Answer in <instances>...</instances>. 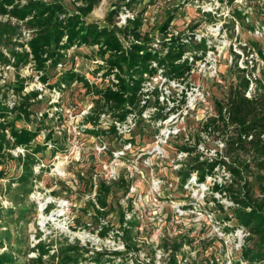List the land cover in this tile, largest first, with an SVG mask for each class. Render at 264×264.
I'll return each mask as SVG.
<instances>
[{
    "label": "rangeland",
    "instance_id": "1",
    "mask_svg": "<svg viewBox=\"0 0 264 264\" xmlns=\"http://www.w3.org/2000/svg\"><path fill=\"white\" fill-rule=\"evenodd\" d=\"M78 1L64 0L71 8ZM116 4L120 12L114 20L123 26L129 18H141L143 34H150L157 48L161 46L160 28L170 17V29L175 34H196L198 38L209 39V49L217 46L221 51L217 54L219 72L213 78L210 71L208 77L199 70L189 77L185 86L189 98L196 101L195 107L185 105L165 119H156L152 117L154 108L150 104L142 118L133 114L135 122L143 119L133 126V132L120 135L108 128L113 119H101L105 132H90L95 127L86 119L98 96L89 92L82 82L74 81L62 90L52 88L40 80L32 64L24 66L20 75L25 80V92L40 90L42 93L33 105L32 121L18 125L31 129L41 127L35 144L48 142V145L37 153L35 176L30 184L32 190L27 195L19 197V193L25 191L17 181L23 171L20 161L10 159L9 155L0 161V169L5 170L4 177H0L3 215L0 240L5 247L0 252L12 249L20 262L30 264L38 255L35 248L40 240L50 246L52 253L57 247L79 241L90 250L86 253L90 259L80 264H96L94 252L107 249L109 253L104 259L112 262L106 264L121 261L128 264H236L240 260L241 264H249L242 259L241 251L248 231L234 219H227L226 216L233 215L228 209L233 202L213 188L215 181L226 180V168H218L205 182H198L193 172L184 183L181 170L187 169L188 159L183 146L195 145L200 139L199 149H205L209 140L202 131L204 121L210 114H216V101L225 100L232 87L237 86L240 75L248 73L239 72L234 66L237 58L238 66L241 60L247 59L249 54L245 48L247 51L251 48L250 54L259 57L258 63L249 69L258 79L246 96L252 98L264 93L260 84V80L264 84V0H101L88 20L105 24L106 16ZM123 40L126 44L131 41ZM234 43L247 56L237 57ZM95 54L92 47L72 49L68 66L74 63L91 83L105 87L109 82L108 78L103 79L104 70L97 72L104 61ZM57 80L55 76L50 84ZM15 81V68L0 66V84L11 86ZM172 90L173 97L180 100L182 88L172 87ZM8 98L12 103L17 100L12 91ZM151 102L155 103V97ZM187 110L190 114L184 118ZM44 113H48L47 118L43 117ZM50 132L51 140L46 138ZM132 138L136 143L131 142V146ZM218 142V146L223 147L220 139ZM104 144L107 148L101 151L99 146ZM159 144L161 152L157 148ZM11 151L15 157L26 153L22 147ZM102 180L113 183L112 192L107 195L110 204L105 208L107 215L97 218L93 203L104 209L97 201ZM14 198L21 202L17 204ZM214 198L225 204V211ZM11 208L15 210L12 215L9 214ZM123 209L126 219L135 224L131 237L122 227ZM12 218L18 221L12 222ZM107 224L110 229L105 231L103 226ZM125 241L131 242L135 249L127 251ZM115 250L122 253H112ZM45 261L51 264L48 256Z\"/></svg>",
    "mask_w": 264,
    "mask_h": 264
},
{
    "label": "trees",
    "instance_id": "2",
    "mask_svg": "<svg viewBox=\"0 0 264 264\" xmlns=\"http://www.w3.org/2000/svg\"><path fill=\"white\" fill-rule=\"evenodd\" d=\"M100 2L101 0H79L71 8L64 0H0V66H12L16 70L15 83L11 86L0 84V161L6 155L12 160L20 161L23 171L17 181L20 187H25V191L19 193V197L32 190L30 184L35 176L37 153L47 148L46 138L52 139L50 132L45 138L47 144H35L42 128L31 129L18 125L22 121H32L33 105L42 93L40 90L25 92V80L20 75L24 66L32 64L40 80L52 88L59 87L62 90L78 81L89 92L98 96L86 122L95 127L90 132L99 134L100 130L106 131L100 123L102 113H110L118 120H126L131 113L142 118L146 105L151 104L149 100L142 106L143 89L147 80L160 69L170 79L188 80L193 63L188 58L185 59V56L192 53L199 59L209 49V39L205 37L172 32L171 17L160 28L161 46L157 48L150 34H143L141 18H129L123 26L114 20L120 12L117 4L106 16L105 24L88 20V16ZM130 4L129 2L128 5ZM123 38L130 39V43L126 44ZM80 47L94 48L95 55L104 61L97 72L104 70L103 79L108 78L109 82L107 86L100 87L91 83L75 68L74 63L68 66L69 52ZM199 52L202 55H198ZM234 66L241 72L238 58ZM55 76L58 80L50 84ZM260 84L264 87L262 80ZM249 86L250 80L245 75H240L237 86L232 87L228 97L216 101V115L208 117L203 124L202 131L209 140L204 150L199 149L200 139L195 145L183 146L188 159L185 162L187 169L181 170V180L186 182L196 172L198 182H205L209 175L216 174L218 168H226V180L215 181L213 188L233 202L228 207L233 215L226 216L227 219H234L248 231L241 249L242 259L249 264H264V93L250 98L246 96ZM11 91L17 96L14 103L8 98ZM154 95L155 105L159 110L152 117L165 118V105L159 99V88L155 89ZM43 117L47 118L48 113H44ZM141 120L143 119L137 120V125ZM109 129L111 132H118L113 123ZM219 139L223 147L218 146ZM131 140L136 143L135 138ZM18 147L24 148L26 153L15 157L11 150ZM213 151L214 154L209 155ZM4 172L1 168L0 177H4ZM112 184L105 180L100 183L97 201L104 209L93 203L97 218L107 215L105 208L110 205L107 195L112 192ZM11 186L12 183L9 184L10 189ZM214 199L218 201L217 198ZM14 202L19 204L21 201L14 198ZM217 203L222 211L226 210L224 203ZM14 212L12 208L9 210L10 215ZM2 216L1 211L0 219ZM13 219L12 222L18 221ZM121 221L125 234L131 237L135 224L133 220L126 219L125 209L121 212ZM109 229V224L103 226V230ZM124 243L127 251L135 249L131 242ZM3 247L5 245L0 240V249ZM35 250H38V255L31 259L30 264H45V256H48L51 264H80L90 259L86 256L90 250L80 245L79 241L57 247L52 253L50 246L47 247L40 240ZM108 253V249L95 251L93 260L96 264L112 262L111 259H104ZM112 253L122 252L115 250ZM241 261H236V264H241ZM0 264L25 263L20 262L11 249L0 252ZM118 264L128 263L121 261Z\"/></svg>",
    "mask_w": 264,
    "mask_h": 264
},
{
    "label": "built area",
    "instance_id": "3",
    "mask_svg": "<svg viewBox=\"0 0 264 264\" xmlns=\"http://www.w3.org/2000/svg\"><path fill=\"white\" fill-rule=\"evenodd\" d=\"M126 20V19H125ZM264 32V31H263ZM199 38H202L199 37ZM234 46V53L235 55H240V57L242 58V56H247L245 55V52L239 48H237L236 43L232 44ZM210 47V46H209ZM232 47V46H231ZM216 46L215 49H208L206 51V53L199 52L198 55H202L201 58L197 59L195 54H188L185 56V59L188 58L190 63H193V70L191 72V76L201 70L205 73L204 76H210L209 75V71L212 74V77L214 78L217 73L219 72V68H218V53L221 52L220 49ZM245 51L247 52V54H249L247 56V59H243L241 60V64L239 65V67L244 70L245 72L247 71L248 73L245 75L249 80H250V86L247 90L248 93H251V90L254 88L255 85V81H257L258 77L256 74L251 73L250 72V66L254 67L257 63H258V59L259 57L254 56V54H250L251 48L248 47V51L247 48H245ZM251 55V58H250ZM240 58V59H241ZM247 60V61H246ZM244 62H246V64H244ZM156 64V63H155ZM239 64V61H238ZM250 72V73H249ZM253 74V75H252ZM190 76V77H191ZM189 79V78H188ZM148 82V83H147ZM145 86H144V94L142 97V106H145L149 100L151 105L154 108V113H157V111L159 110V107H157L155 105V103L152 104L151 102V98L156 96L154 95V91L156 88H159V99L161 101V104L165 105V109L163 111V114L166 115L165 118H167V116L171 113V112H176L179 111L180 108H182L183 106L187 105L188 107H195L196 106V101L191 98H189V92H188V87L185 86V84L188 82V80H183V79H170L168 78L162 69L159 70V72L157 74H155L154 76H151L148 80H147ZM185 86V87H184ZM172 87H178V88H182V92L183 95L181 96L180 100L176 99V97H173V90ZM187 88L185 91L184 89ZM200 90V89H199ZM201 93V91H200ZM203 97H205V93L202 94ZM251 97V96H250ZM149 105V106H151ZM146 107H148V105H146ZM169 108V110H168ZM146 109V108H145ZM144 109V110H145ZM167 109V111H166ZM184 109V108H183ZM89 114V112H88ZM133 114L131 113L126 120H118L116 118H112V115L110 113L104 112L101 114L100 117V123L101 126L103 125V123L101 122L102 120L107 121L108 120H112V122L110 124H108V128L110 127V125L113 123L116 125V128L118 130L117 133H119L120 135H124L126 133H129L132 131V128L134 125H137V120L136 122L134 121L133 118ZM136 114V113H135ZM144 114V111H143ZM190 114V112L187 110L186 115L184 116V118H186L188 115ZM216 115V114H213ZM137 116V114H136ZM210 116H212L210 114ZM209 116V117H210ZM139 117V116H138ZM163 118V119H165ZM106 123V122H105ZM107 127V126H105ZM133 132V131H132ZM130 141V145L132 146L134 143L132 140ZM132 142V143H131ZM101 148V151L105 150L107 148V145H100L99 146ZM158 150L161 152V146L160 144L157 146ZM23 151V150H22ZM214 152V151H213ZM188 155V153H187ZM197 175V174H196ZM197 180H198V176H197ZM243 233V229L240 230Z\"/></svg>",
    "mask_w": 264,
    "mask_h": 264
}]
</instances>
